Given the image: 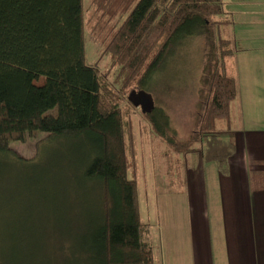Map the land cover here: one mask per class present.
Segmentation results:
<instances>
[{"label": "trees", "instance_id": "16d2710c", "mask_svg": "<svg viewBox=\"0 0 264 264\" xmlns=\"http://www.w3.org/2000/svg\"><path fill=\"white\" fill-rule=\"evenodd\" d=\"M94 10L99 25L111 27L102 51L110 56L121 93L129 82L146 89L171 48L203 36L193 131L178 139L169 114L156 103L145 119L165 140L163 151L169 149L167 190L183 187L185 161L179 154L196 147L203 161L228 174L239 86L226 61L234 50L220 32L224 19L213 17L220 16L222 0H101ZM84 11V0H0V148L36 135L41 142L88 140L71 169L79 176L78 189L61 198L44 195L66 209V236L40 229L21 245L0 238V264H162L147 237L150 224L140 214L134 115L124 110L129 102L117 90L119 102L108 100L111 87L98 64L86 61ZM223 129L226 135L219 133Z\"/></svg>", "mask_w": 264, "mask_h": 264}, {"label": "rangeland", "instance_id": "374dc122", "mask_svg": "<svg viewBox=\"0 0 264 264\" xmlns=\"http://www.w3.org/2000/svg\"><path fill=\"white\" fill-rule=\"evenodd\" d=\"M98 1L101 0H84L86 61L98 64L100 73L111 87L108 90L109 101L119 102L118 93L128 100L127 95L135 88V83L129 82L122 93L114 84L110 56L102 51L104 42L110 37L111 27L107 29L106 24L99 25L98 12L94 10L95 2ZM218 15L213 17L224 19L220 25L221 35L230 38L234 50L226 60L228 68L232 72L237 69L238 74V66L244 61L237 79L242 86L240 75L243 70L245 85L251 83L254 94L258 95L257 90L264 86V0H222V12ZM223 15L230 18H223ZM205 51V39L201 35L188 37L185 44L177 43L168 51L169 55L162 66L149 78L148 85H145L160 110L169 114L171 128L178 139H186L196 125L198 87ZM252 58L253 64H250ZM43 79L41 76L37 81L42 82ZM128 102V106L123 108L134 115L137 137L135 177L140 214L150 224L151 233L157 235V212L161 208V198L178 194H202L205 162L199 147L181 152L179 155L185 160L186 184L183 188L169 187L167 190L165 164L168 162L169 149L166 153L163 151L165 140L152 132L145 113ZM218 126L224 127L225 120H218ZM219 133L226 135V129ZM84 145H88L84 137L41 142L36 135L12 141L5 148H0V238L3 244L15 240L16 244L21 245L40 229L48 231L54 238L66 236L69 223L66 209H57L50 199H44V195L61 198L69 195L66 190L78 189L79 176L71 169L75 162L81 160ZM129 173L132 174L131 170ZM49 264L56 262L50 261Z\"/></svg>", "mask_w": 264, "mask_h": 264}, {"label": "crops", "instance_id": "0c3cea01", "mask_svg": "<svg viewBox=\"0 0 264 264\" xmlns=\"http://www.w3.org/2000/svg\"><path fill=\"white\" fill-rule=\"evenodd\" d=\"M240 76L230 170L223 175L214 161H204L202 194L161 198L157 235L150 228L147 237L162 264H264V86L255 95L243 70Z\"/></svg>", "mask_w": 264, "mask_h": 264}, {"label": "water", "instance_id": "95a60500", "mask_svg": "<svg viewBox=\"0 0 264 264\" xmlns=\"http://www.w3.org/2000/svg\"><path fill=\"white\" fill-rule=\"evenodd\" d=\"M128 100L143 113H150L155 108L153 94L144 88H132L127 95Z\"/></svg>", "mask_w": 264, "mask_h": 264}]
</instances>
